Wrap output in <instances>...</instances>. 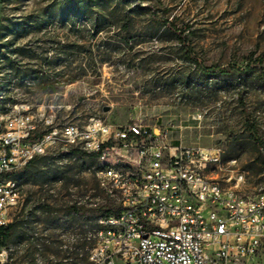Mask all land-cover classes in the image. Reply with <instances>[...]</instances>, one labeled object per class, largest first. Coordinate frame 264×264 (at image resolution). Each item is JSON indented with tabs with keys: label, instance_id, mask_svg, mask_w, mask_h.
Instances as JSON below:
<instances>
[{
	"label": "rangeland",
	"instance_id": "obj_1",
	"mask_svg": "<svg viewBox=\"0 0 264 264\" xmlns=\"http://www.w3.org/2000/svg\"><path fill=\"white\" fill-rule=\"evenodd\" d=\"M187 50L206 67L262 58L264 74V0H0V115L51 107L59 125L90 117L124 125L138 107L142 124L167 128L183 146L219 150L214 176L230 186L242 173L240 193L254 197L264 192V83L256 74L203 76ZM58 149L15 180L24 206L13 264H71L70 246L103 213L65 211L93 199L99 163Z\"/></svg>",
	"mask_w": 264,
	"mask_h": 264
},
{
	"label": "built area",
	"instance_id": "obj_2",
	"mask_svg": "<svg viewBox=\"0 0 264 264\" xmlns=\"http://www.w3.org/2000/svg\"><path fill=\"white\" fill-rule=\"evenodd\" d=\"M133 110L136 119L124 125L98 117L59 125L51 107L0 115V232L24 206L14 173L58 145L60 152L129 162V172L94 168L99 195L75 202L111 212L106 223L117 224V231L103 223L82 232L88 264H264V192L242 195V173L225 186L214 176L219 150L183 146L167 128L142 124ZM0 264H13L9 245L0 246Z\"/></svg>",
	"mask_w": 264,
	"mask_h": 264
},
{
	"label": "trees",
	"instance_id": "obj_3",
	"mask_svg": "<svg viewBox=\"0 0 264 264\" xmlns=\"http://www.w3.org/2000/svg\"><path fill=\"white\" fill-rule=\"evenodd\" d=\"M160 24L171 34H173L175 36V38L179 41L180 44H182L183 47H185V42L186 39L185 37H183V34L181 32H179L177 29H175L174 26H172L170 23H168V21L166 20H162L159 21ZM186 53L189 55V58L191 60V62L193 63V65L200 71V73L203 76H207V77H215L218 80L221 81H225V79L229 76V74L231 72L233 73H237L238 75H241L242 77H249L252 76L254 74L257 75V77L264 83V74L262 72L261 65H262V58L256 59L253 62L247 64L244 68H240V67H235V66H227V67H221V66H210V67H206L204 66L202 63H200L196 58H194L190 51L187 50ZM249 121V119H247V122ZM71 154H73L74 156L77 157H85L87 158V161H89L90 163H94L96 162L97 158L96 155H85L84 153L81 152H77V151H71ZM48 159H52L50 156H43L40 158H37L33 161H31L22 171L17 172L14 175V180H17L19 182V178L20 176L25 172V171H31L34 168H39L41 167V163L48 160ZM262 164L264 165V160H261ZM36 169V170H37ZM93 194L99 195V191L97 188V184L95 181V186L93 189ZM93 196V195H92ZM42 208H44L47 211H50V207L48 205H43ZM68 213L70 212H79V211H86V208L83 206H78L75 203L69 205L68 207H66V210ZM94 212L96 213H101L103 212L102 209H97L94 210ZM23 225V220H18L17 217L14 219V221L4 230H2L0 232V246H6L9 245L10 242H13L15 240V237L17 236V233L19 232L18 228H20V226ZM86 247V243L85 242H81L76 249H74V251L76 252V257L75 259H73L74 261H72L71 264H81V262H83V264H88L87 261V256L82 260L79 258L80 255V251H84ZM68 258V257H65Z\"/></svg>",
	"mask_w": 264,
	"mask_h": 264
},
{
	"label": "bare ground",
	"instance_id": "obj_4",
	"mask_svg": "<svg viewBox=\"0 0 264 264\" xmlns=\"http://www.w3.org/2000/svg\"><path fill=\"white\" fill-rule=\"evenodd\" d=\"M1 96V95H0ZM109 157L97 158L98 164V171H105L108 168L111 170H120L122 172H129V162L128 160L121 159V160H114L113 162H108ZM220 164V155H216L214 158V165ZM23 170V169H22ZM20 170V171H22ZM18 171V172H20ZM17 172L14 173V175ZM14 189H19V186L16 184L14 180ZM111 220V212H103L100 217L98 218L93 231L99 230V225L106 223V221ZM106 230L108 231H117V224L115 223H106Z\"/></svg>",
	"mask_w": 264,
	"mask_h": 264
}]
</instances>
